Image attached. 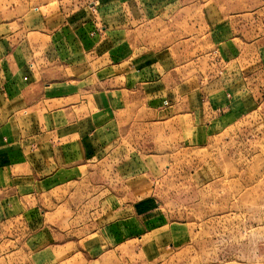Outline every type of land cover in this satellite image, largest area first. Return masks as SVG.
I'll list each match as a JSON object with an SVG mask.
<instances>
[{
  "label": "crops",
  "instance_id": "1",
  "mask_svg": "<svg viewBox=\"0 0 264 264\" xmlns=\"http://www.w3.org/2000/svg\"><path fill=\"white\" fill-rule=\"evenodd\" d=\"M252 1L258 5L256 1L264 0ZM30 2L37 7L0 10L3 264L6 253L8 263L21 262L16 239L23 223L33 225L22 251L30 264L47 255L51 262L65 261L80 246L100 248L104 243L100 233L83 225L77 228L84 211L71 204L80 190H105L97 203L103 198L102 203L113 204L117 195L112 190H123L120 197L127 200L133 191L146 188L145 175H158L159 162L174 158L182 144H203L253 109L241 99L247 91L238 82L253 77L259 62L264 64L259 34L255 37L254 24H247L261 10L246 15L249 6L236 19L210 23L205 35L208 48L191 57L196 36L186 37L181 28L197 24L198 11L204 24L211 20L212 5L198 9L182 5V0ZM52 3H56L52 10L40 11ZM241 20L248 22L239 35L231 36L233 22L240 28ZM152 36L162 43L148 44L147 37ZM247 38L254 39L247 44ZM214 45L226 74L212 80ZM128 210L129 230L134 217ZM139 226L143 229L142 223ZM139 226L135 230H141ZM52 231H62L67 239L60 250L52 245ZM141 233L168 238L166 227L162 233L146 234L144 229ZM6 239L12 248L6 247Z\"/></svg>",
  "mask_w": 264,
  "mask_h": 264
},
{
  "label": "rangeland",
  "instance_id": "2",
  "mask_svg": "<svg viewBox=\"0 0 264 264\" xmlns=\"http://www.w3.org/2000/svg\"><path fill=\"white\" fill-rule=\"evenodd\" d=\"M29 2L0 0V10L13 5L37 7ZM263 2L256 1L257 5L252 0H182V5H196L198 9L205 4L213 6L211 20L207 19L204 24L198 11L197 24L191 25L190 29L181 28L186 29L182 31L186 32V37L196 36L193 40L196 50L191 57L199 52L204 54L208 48L205 35L210 23L215 24L228 17L236 19L248 6L246 15H253L258 10L261 14L255 13L249 22L241 20L240 28H237L236 21L233 22L231 36L239 35L245 22L248 25L253 23L254 33L259 34L255 37L259 38L261 49H264ZM55 5L52 3L39 8L46 13ZM74 7L70 5L71 9ZM152 37H147L150 40L148 44L162 43ZM177 39L182 40L183 35H177ZM253 39L247 38L245 42L250 44ZM247 49L245 46L244 54ZM217 50L218 45H214L212 57L216 72L212 80L226 74L225 66L218 64ZM180 55L181 59L184 58L182 62L186 63L188 58L183 57L182 52ZM258 64L260 69L253 77H242L238 82L241 90L247 91L243 92L241 99L251 103L253 109L245 114L242 112L240 120L203 144H182L174 158L159 162L161 172L158 175L144 174L148 181L146 188L133 191V196H127V200L120 197L123 190H112L111 193L117 195L113 204L102 203L103 198L99 200L101 204L97 203V197L105 190H80L79 197L71 204L72 209L84 211L80 216L83 221H79L77 228L83 225L81 228L85 230L100 233L104 241L100 248L97 244L85 248L80 246L77 253L66 255L67 262H51V256L47 255L38 258L37 264H264V64ZM200 66L197 63V74L202 76L204 71ZM193 81L199 84V78ZM231 83L236 85L235 81ZM126 203L129 204L127 208ZM126 209H129L127 214L133 213L134 217V226H129V230L125 225ZM138 223L143 224L146 234L153 230L162 233L166 227L168 238L157 234L143 237V229ZM136 226L141 230H135ZM32 227L23 223L21 237L16 239L21 245L20 264H30L29 255L22 251L25 252L26 234L29 229L32 231ZM40 228H45L42 222ZM50 235L53 247L62 249L67 240L64 233L52 231ZM10 245L12 243H7L6 239V247ZM7 256L6 253L4 262L12 264L11 261L8 263Z\"/></svg>",
  "mask_w": 264,
  "mask_h": 264
}]
</instances>
